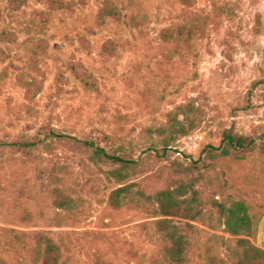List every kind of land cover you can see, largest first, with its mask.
I'll use <instances>...</instances> for the list:
<instances>
[{
  "label": "rangeland",
  "instance_id": "obj_1",
  "mask_svg": "<svg viewBox=\"0 0 264 264\" xmlns=\"http://www.w3.org/2000/svg\"><path fill=\"white\" fill-rule=\"evenodd\" d=\"M104 1L0 0L1 264H41L37 232L58 244L60 264H174L152 223L158 217L113 205L125 184L152 194L189 182L199 191L214 225L180 221L189 240L181 264L236 259L238 236L218 221L213 199L244 201L249 238L264 249V0H114L121 19L99 25ZM194 13L207 18L204 31L162 38ZM189 100L201 123L163 151L149 128ZM227 129L256 146L210 155L206 147ZM24 140L37 145H12ZM85 140L108 153L126 146L125 178ZM59 192L73 208L57 207Z\"/></svg>",
  "mask_w": 264,
  "mask_h": 264
},
{
  "label": "trees",
  "instance_id": "obj_2",
  "mask_svg": "<svg viewBox=\"0 0 264 264\" xmlns=\"http://www.w3.org/2000/svg\"><path fill=\"white\" fill-rule=\"evenodd\" d=\"M22 2L23 0H17ZM188 4L190 0H181ZM115 16L118 20L122 17V11L118 3L114 0L103 2L97 15V23L102 25L108 17ZM132 22L139 23L136 15L131 16ZM207 24V18L194 13L189 21L184 24L164 28L161 32L162 38L166 41L180 42L182 35L187 33L189 36L204 31ZM2 34H5L2 32ZM22 80V77H21ZM26 86H32L34 83L24 82ZM202 113L199 106L193 101L178 104L173 110L168 112L164 124L156 128H149L151 133H157L160 136V147L163 151L169 149V146L176 143L181 136L190 134L198 128L201 123ZM52 135L58 136L55 129H51ZM84 143L93 148L96 157H105L119 167L112 170L111 173L119 180L125 178V170L130 167L132 159L128 158V148L121 146L118 152L108 153L107 150L97 145L93 141L85 140ZM12 145L21 148L35 147L37 141H14ZM155 150H159L156 143H153ZM256 146V140L251 135L236 133L233 129H227L222 132L219 145L209 144L206 149L210 155L226 156L233 151L253 149ZM60 194V192H59ZM111 201L115 207H134L151 211L158 217L152 223L156 228L157 234L164 242V258L174 264L184 263L187 259L189 240L186 230L181 224V220L196 221L202 220L211 225L214 217L207 213L203 201L199 196V191L194 188L193 183L181 182L175 188L158 190L149 194L143 190L134 189L133 184H125L118 187L111 195ZM57 207L71 209L74 207V200L71 197L63 196L55 200ZM211 205L214 208L217 219L220 221L227 232L238 236L236 259L233 264H264V249L255 245L250 236L253 232L252 218L249 214L247 204L242 200H232L230 202L213 199ZM189 227H193L189 222ZM37 243V254L40 257L41 264H60L61 250L52 238L44 232H37L34 235ZM3 262L0 257V264ZM217 262V260H216ZM219 262V261H218ZM215 263V260H213ZM219 264H222L219 262Z\"/></svg>",
  "mask_w": 264,
  "mask_h": 264
}]
</instances>
